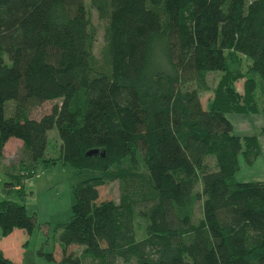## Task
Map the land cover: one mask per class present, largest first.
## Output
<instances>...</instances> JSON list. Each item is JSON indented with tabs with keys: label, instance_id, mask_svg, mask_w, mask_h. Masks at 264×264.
Returning <instances> with one entry per match:
<instances>
[{
	"label": "trees",
	"instance_id": "trees-1",
	"mask_svg": "<svg viewBox=\"0 0 264 264\" xmlns=\"http://www.w3.org/2000/svg\"><path fill=\"white\" fill-rule=\"evenodd\" d=\"M230 115L264 117V0H0V162L22 143L1 168L18 201L0 200V242L34 233L38 166L69 165L99 175L72 188L49 262L264 264V183L236 180L264 127L239 136Z\"/></svg>",
	"mask_w": 264,
	"mask_h": 264
},
{
	"label": "rangeland",
	"instance_id": "rangeland-1",
	"mask_svg": "<svg viewBox=\"0 0 264 264\" xmlns=\"http://www.w3.org/2000/svg\"><path fill=\"white\" fill-rule=\"evenodd\" d=\"M100 36L102 35L100 34ZM238 87L241 90L242 84L239 83ZM208 98H210L209 94L203 96L205 105H207ZM55 104V102L46 103L42 108L34 111L32 117L39 119L49 114ZM229 119L234 125L235 134L242 137L259 136L260 131L264 127L263 116L230 115ZM48 136V155L49 157L57 158L61 145L57 130L50 131ZM260 141L263 151L253 164H246L243 155L240 156L241 168L236 174L238 183H264V137H260ZM19 151V148L15 151L8 150L6 157L7 166L9 164L12 165L19 159ZM98 175L99 173L97 172L91 170L80 171L69 165L53 168H45L39 165L36 170V176L26 181L28 197L25 201L29 214L37 219V227L31 236L21 230H16L15 234L2 242L1 246L5 249L11 261L18 264H55L40 256L39 253L42 249L45 254H51L55 250L56 258L60 260L61 248L59 244H55V228L58 225L66 224L72 216V207L75 204L72 188ZM6 182L7 177L0 167V200L18 201L15 193L8 195L3 192ZM197 190H202L201 184L198 185ZM118 195L119 192L115 185L106 186L101 190L102 199H117ZM202 205L203 203L199 206L200 210ZM70 253L81 256L82 249L74 247L70 249Z\"/></svg>",
	"mask_w": 264,
	"mask_h": 264
},
{
	"label": "crops",
	"instance_id": "crops-1",
	"mask_svg": "<svg viewBox=\"0 0 264 264\" xmlns=\"http://www.w3.org/2000/svg\"><path fill=\"white\" fill-rule=\"evenodd\" d=\"M13 147H14V149H13ZM12 148V149H11ZM20 149V151H21V149H22V143L19 141V140H16V139H12V140H10L9 142H8V144L6 145V148H5V150H4V157H3V161L1 160V162H0V167L1 168H3V167H5L4 165H8L7 164V152H8V150H17V149ZM20 151L18 152V153H20ZM14 164V163H13ZM10 165V164H9ZM16 232V231H15ZM15 232L13 233V234H15ZM12 234V235H13ZM12 235H10L9 237H11ZM9 237H7V238H9ZM7 238H5V239H2L1 240V242H0V251H2L3 252V254L5 255V257H7L8 259H10V257H8V255H7V253H6V251H5V249H3L2 248V246H1V244H2V242L3 241H5V240H7ZM11 260V259H10ZM21 264V263H20Z\"/></svg>",
	"mask_w": 264,
	"mask_h": 264
},
{
	"label": "water",
	"instance_id": "water-1",
	"mask_svg": "<svg viewBox=\"0 0 264 264\" xmlns=\"http://www.w3.org/2000/svg\"><path fill=\"white\" fill-rule=\"evenodd\" d=\"M99 152L98 151H92L89 153V155H97Z\"/></svg>",
	"mask_w": 264,
	"mask_h": 264
}]
</instances>
